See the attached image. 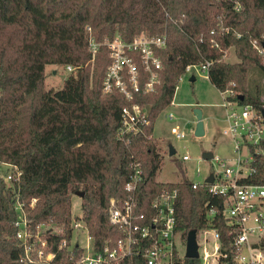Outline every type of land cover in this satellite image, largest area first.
<instances>
[{"label": "trees", "instance_id": "16d2710c", "mask_svg": "<svg viewBox=\"0 0 264 264\" xmlns=\"http://www.w3.org/2000/svg\"><path fill=\"white\" fill-rule=\"evenodd\" d=\"M238 1L239 11L237 0H0V162L21 172L12 183L0 175V264H37L22 260L24 249L15 228L18 198L33 233L43 223L63 229L46 235L45 253L57 254L53 264H73L81 256L78 248L59 249L61 241L72 236V194L78 191L85 192L83 220L96 248H113L122 233L110 222V201L127 197L124 187L134 159L144 168L136 206L143 222L153 216L152 203L159 193L178 189L177 229L187 237L207 225L206 204L221 209L223 199L214 197L207 185L194 188L186 175L176 183L158 181L162 157L152 135L157 116L172 104L188 65L206 59L214 61L210 81L221 92L236 93L230 100L264 105L248 88L249 66L264 68L253 44L257 40L264 48V0ZM87 26L98 41L166 33L155 91L146 90L147 73L140 65L141 88L133 100L118 90L104 93L109 50L101 46L92 63ZM230 48L240 62L223 59ZM48 64L76 69L61 89L48 90ZM135 102L148 110L151 123L128 145L118 139L121 111ZM251 166L254 171L246 182L264 184V142L260 152L254 150ZM219 227L228 250L222 217ZM120 263L147 261L136 254Z\"/></svg>", "mask_w": 264, "mask_h": 264}, {"label": "built area", "instance_id": "2783aa9c", "mask_svg": "<svg viewBox=\"0 0 264 264\" xmlns=\"http://www.w3.org/2000/svg\"><path fill=\"white\" fill-rule=\"evenodd\" d=\"M235 9L237 11L241 9L238 0ZM86 31L92 62L95 61L101 46H106L109 50L111 62L103 81L104 93L109 94L118 90L127 99L133 100L135 93L141 88L140 65L147 73L146 90L155 91L159 70L162 68L159 51L166 49L168 43L166 33L161 35L142 33L135 36L132 41L125 40L121 35L98 41L90 26L86 27ZM253 44L259 52H264V48L257 40H254ZM213 63L214 61L209 59L192 63L188 65L185 73L193 66L200 65L201 69L209 74ZM66 67L69 71L76 69L71 64ZM223 94L225 97L222 105L226 111L223 133L231 139L237 156L233 159L214 156L212 160L218 169L210 172L203 181H192L194 188L207 185L214 197L223 199L221 209L213 203L206 204L207 225L197 232L196 237L199 256L187 257V237H184L182 230L177 229L178 189L165 190L154 198L152 203L154 214L149 222H143L144 215L136 213L138 191L144 180V168L140 161L134 159L131 165L132 174L124 187L127 197L123 200L112 198L110 201V222L121 231L122 236L113 248L105 245L99 250L83 220V215L73 216L72 236L70 239L64 238L59 244V249L78 248L82 251L81 256L73 264H121V260L136 254H142L147 264H264V184L246 182L254 171L251 166L254 149L260 152L264 142V105L259 108L253 103L230 100L229 96H236L233 89H227ZM169 118L174 119V114L170 113ZM150 123L148 110L141 104L135 102L125 106L121 111L118 139L129 145L133 142V136ZM172 132L178 138L185 137V133L179 132L177 127H173ZM189 159L188 153L183 155V160ZM15 170L4 177L8 183L20 179L21 172L17 168ZM200 174L201 171L198 170V175ZM210 174H213L212 182H208ZM35 201L36 199H33V204ZM15 209L16 236L24 249L22 260L37 264L41 261L53 264L57 254L45 253V248L49 244L46 235L63 229L59 227L56 229L55 226L43 223L37 227L36 233H33L24 204L19 198ZM221 217L227 222L230 244L228 250L224 247L219 227ZM229 257L231 261L228 260ZM187 259L197 261L189 262Z\"/></svg>", "mask_w": 264, "mask_h": 264}, {"label": "rangeland", "instance_id": "374dc122", "mask_svg": "<svg viewBox=\"0 0 264 264\" xmlns=\"http://www.w3.org/2000/svg\"><path fill=\"white\" fill-rule=\"evenodd\" d=\"M259 53L264 63V52ZM223 59L231 63L240 62L234 48H230ZM72 72L64 64H48L46 88L61 89L65 79ZM248 88L253 96H259L260 101L264 103V68L249 66ZM224 97L223 92L210 81L207 72L202 70L200 65L193 66L191 70L183 74L172 104L161 111L154 122L153 139L162 157V164L156 177L158 181L176 183L182 181L185 175L190 181H203L210 172L218 169L214 160L203 159L204 153L213 152L214 156L226 159L237 156L231 139L223 133L226 112L222 105ZM198 108L203 112L206 131L204 136L195 135L198 124L195 110ZM170 113L174 114V119L169 118ZM173 127H177L179 132H184L185 137L178 138L172 132ZM171 145L176 149L173 156L170 155ZM187 153L190 159L183 160V155ZM13 170L12 165L0 162L2 177L13 173ZM198 170L201 171L200 175ZM72 214L73 216L83 215L82 198L76 193L72 194ZM55 228L59 229L56 226ZM38 264L49 263L41 261Z\"/></svg>", "mask_w": 264, "mask_h": 264}, {"label": "water", "instance_id": "95a60500", "mask_svg": "<svg viewBox=\"0 0 264 264\" xmlns=\"http://www.w3.org/2000/svg\"><path fill=\"white\" fill-rule=\"evenodd\" d=\"M239 99L240 100H244V96L243 95H239ZM195 112L197 113V119H198V124H197V128L195 130V135L196 136H204L206 134L205 128H204V121H203V112L201 109H196ZM263 114H264V110H263ZM176 153V149L174 148V146H170V155L173 156ZM214 158V153L213 152H206L203 154V159L205 160H212ZM213 181V174H210L209 178H208V182H212ZM76 194H78L81 198L84 197L85 192L84 191H78L76 192ZM197 232L196 230H191L188 233L187 236V257L189 258H197L199 256L198 253V244H197Z\"/></svg>", "mask_w": 264, "mask_h": 264}]
</instances>
